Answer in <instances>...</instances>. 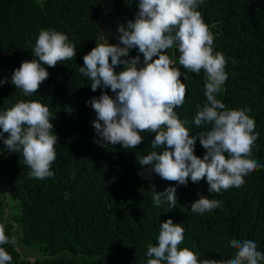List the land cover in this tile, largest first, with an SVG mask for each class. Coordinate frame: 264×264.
<instances>
[{"label": "trees", "instance_id": "1", "mask_svg": "<svg viewBox=\"0 0 264 264\" xmlns=\"http://www.w3.org/2000/svg\"><path fill=\"white\" fill-rule=\"evenodd\" d=\"M102 0H0V113L20 101H37L49 108L54 119L52 134L56 159L53 177L36 179L19 152H9L0 138V224L15 238L0 245L11 256V264H146L147 245H156L160 224L171 219L184 229L183 242L198 259L233 258L231 239H250L264 252V167L244 177L240 187L208 191L206 177L187 186L163 180L154 172L141 177L138 159L150 154L154 133H139L143 141L136 148L120 144L101 147L93 121L97 119L90 101L102 91L114 97L110 88L95 92L91 80L79 72L83 57L99 43L98 15ZM113 10L134 21L138 0H107ZM214 36L213 53L221 52L227 63V80L217 98L228 109H247L259 133L252 158L264 165V0H203L197 8ZM41 29L67 35L76 55L55 67L42 64L47 79L36 93L25 96L11 82L21 63L32 60ZM175 67L188 79L182 106L174 109L190 136L210 130L197 128L196 106L206 102L205 73L188 72L179 64L176 48L167 50ZM143 54L138 48L129 57ZM158 57H153L156 59ZM122 65L117 66L119 72ZM2 131V129H0ZM161 152L162 149H155ZM206 150L197 138L194 154L203 158ZM157 192L176 187L177 203L156 206ZM67 196V198H66ZM200 196L219 206L204 214L193 213L191 204ZM24 248L23 253L21 250ZM28 254L30 256H28ZM32 257V259H31ZM264 264V261L261 262Z\"/></svg>", "mask_w": 264, "mask_h": 264}, {"label": "clouds", "instance_id": "2", "mask_svg": "<svg viewBox=\"0 0 264 264\" xmlns=\"http://www.w3.org/2000/svg\"><path fill=\"white\" fill-rule=\"evenodd\" d=\"M111 8L101 18L99 43L83 57L79 72L91 80V89L110 88V96L102 91L90 103L97 119L93 127L100 137L94 140L101 147L120 144L124 149L136 148L142 143L141 132L154 133L150 154L138 159L144 169L141 177L153 172L160 178L177 185L187 186L206 177L210 193L222 189L240 187L244 177L264 167L252 158V148L259 137L255 131V120L247 109H228L217 98L227 80L226 59L221 52L213 53L214 36L197 8L203 0H138V13L134 21L126 14H119ZM100 3V8H101ZM100 13V10H99ZM107 14V18L105 15ZM124 23L119 25L120 19ZM99 21V15H98ZM116 27L113 34L104 26ZM106 36L119 37V44H110ZM138 48L143 54L129 57V50ZM176 48L179 64L188 72L205 73L204 95L206 102L196 106L193 119L199 128L210 125V130L190 136L184 126L186 121L178 118L174 109L182 106L186 96L187 72L175 67L167 50ZM32 60H25L14 70L11 82L23 91L25 96L36 93L47 79L48 72L42 64L55 67L59 61L69 60L76 55L75 45L67 35L55 30L41 29L36 40ZM153 57H158L153 59ZM122 65L119 72L117 66ZM4 83V81H0ZM52 114L49 108L37 101H20L0 113V138L9 152H19L23 162L36 179L53 177L51 164L56 159L54 145L56 134H52ZM199 139L206 150L203 158L194 154ZM162 149L161 152L155 149ZM1 192L7 191L0 189ZM6 193V192H4ZM67 198V196H66ZM176 187L169 186L157 192L152 186V200L156 206L167 203L175 208ZM219 206V202L200 196L191 204L193 213L204 214ZM184 229L171 219L160 224L156 245H147L146 264H261L264 252L250 239H231L233 258L228 260L198 259L187 247L179 248L183 242ZM15 238L5 233L0 224V245L14 244ZM12 256L0 247V264H11Z\"/></svg>", "mask_w": 264, "mask_h": 264}, {"label": "rangeland", "instance_id": "3", "mask_svg": "<svg viewBox=\"0 0 264 264\" xmlns=\"http://www.w3.org/2000/svg\"><path fill=\"white\" fill-rule=\"evenodd\" d=\"M105 18H107V14L105 15ZM117 19H120V21H122V22H118V24L119 25H122L123 23H124V18H122L120 15L118 16L117 15ZM106 29H109V31L110 32H112L113 34H115V33H117L118 31H117V29H118V27L119 26H116V27H108V26H104ZM107 38H108V42L110 43V44H113V45H115V44H119V37H113V36H106ZM4 192H6V194H8V192L7 191H4ZM23 253H25L24 252V248H22V250H21ZM28 256H30L29 254H28ZM31 259H32V257H31Z\"/></svg>", "mask_w": 264, "mask_h": 264}, {"label": "water", "instance_id": "4", "mask_svg": "<svg viewBox=\"0 0 264 264\" xmlns=\"http://www.w3.org/2000/svg\"><path fill=\"white\" fill-rule=\"evenodd\" d=\"M103 1V0H102ZM104 2L101 3V8H100V13H99V24L102 25V21L101 18L104 16V14L107 12L108 9L111 8V5L109 3H105ZM99 39H100V35H98Z\"/></svg>", "mask_w": 264, "mask_h": 264}]
</instances>
